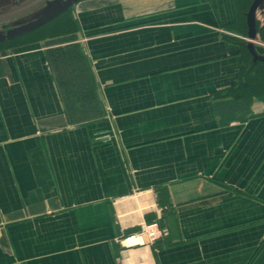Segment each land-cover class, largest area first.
Segmentation results:
<instances>
[{
	"label": "crops",
	"instance_id": "1",
	"mask_svg": "<svg viewBox=\"0 0 264 264\" xmlns=\"http://www.w3.org/2000/svg\"><path fill=\"white\" fill-rule=\"evenodd\" d=\"M71 17L102 120L69 123L43 42L0 45V264H252L264 102L224 113L252 64L235 0H81ZM152 222L168 236L122 243Z\"/></svg>",
	"mask_w": 264,
	"mask_h": 264
},
{
	"label": "trees",
	"instance_id": "2",
	"mask_svg": "<svg viewBox=\"0 0 264 264\" xmlns=\"http://www.w3.org/2000/svg\"><path fill=\"white\" fill-rule=\"evenodd\" d=\"M252 1L235 0V26L238 33H246V13ZM76 26L67 10L42 27L13 40L1 42L0 45L18 40L23 43L43 42L67 119L71 124L80 125L102 120L104 109L89 61L76 43ZM257 32L264 41V28ZM233 91L235 101L224 107V113L232 114L245 109L253 98L264 102V63L245 65L237 75ZM252 264H264V247L259 250Z\"/></svg>",
	"mask_w": 264,
	"mask_h": 264
},
{
	"label": "water",
	"instance_id": "3",
	"mask_svg": "<svg viewBox=\"0 0 264 264\" xmlns=\"http://www.w3.org/2000/svg\"><path fill=\"white\" fill-rule=\"evenodd\" d=\"M0 0V8L4 4L13 3L16 0ZM81 0H48L45 5L39 10L26 15L25 17L14 22V27L6 32L0 30V43L13 40L15 38L26 35L48 22L52 21L69 8L75 6ZM264 0H253L247 13H246V28H247V43L246 48L251 56V63L254 65L256 63H264V55L260 56L255 48L254 42L257 40L256 34V13L257 10L263 8Z\"/></svg>",
	"mask_w": 264,
	"mask_h": 264
},
{
	"label": "flooded vegetation",
	"instance_id": "4",
	"mask_svg": "<svg viewBox=\"0 0 264 264\" xmlns=\"http://www.w3.org/2000/svg\"><path fill=\"white\" fill-rule=\"evenodd\" d=\"M46 1L48 0H16L13 3L4 2L0 8V30L3 32L8 31L14 27L13 24L15 21L39 10L45 5ZM262 28H264V25Z\"/></svg>",
	"mask_w": 264,
	"mask_h": 264
},
{
	"label": "built area",
	"instance_id": "5",
	"mask_svg": "<svg viewBox=\"0 0 264 264\" xmlns=\"http://www.w3.org/2000/svg\"><path fill=\"white\" fill-rule=\"evenodd\" d=\"M168 236L166 229H163L157 222L142 224L140 230L128 235L122 243L129 245H141L142 238L146 239V244H154Z\"/></svg>",
	"mask_w": 264,
	"mask_h": 264
},
{
	"label": "rangeland",
	"instance_id": "6",
	"mask_svg": "<svg viewBox=\"0 0 264 264\" xmlns=\"http://www.w3.org/2000/svg\"><path fill=\"white\" fill-rule=\"evenodd\" d=\"M251 3H252V2H251ZM250 5H251V4H250ZM73 7H74V6H73ZM73 7H71V8L68 9V10L70 11V13H71V10H72ZM249 7H250V6H249ZM248 9H249V8H248ZM247 11H248V10H247ZM65 12H66V11H65ZM257 18H259V20L257 19L256 24H258V23L262 24L263 21H261V20H263V19L260 17V15H258ZM242 32H243V31H242ZM242 32H241V33L239 32V34H240V35H244V34H242ZM245 35H246V33H245ZM37 37H39V36H37ZM260 39H261V37H260ZM261 40H262V39H261ZM262 41H263V40H262Z\"/></svg>",
	"mask_w": 264,
	"mask_h": 264
}]
</instances>
